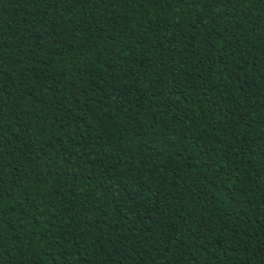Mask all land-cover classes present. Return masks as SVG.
<instances>
[{"label": "trees", "instance_id": "obj_1", "mask_svg": "<svg viewBox=\"0 0 264 264\" xmlns=\"http://www.w3.org/2000/svg\"><path fill=\"white\" fill-rule=\"evenodd\" d=\"M0 264H264V0H0Z\"/></svg>", "mask_w": 264, "mask_h": 264}]
</instances>
